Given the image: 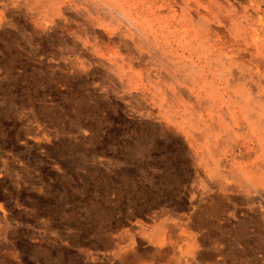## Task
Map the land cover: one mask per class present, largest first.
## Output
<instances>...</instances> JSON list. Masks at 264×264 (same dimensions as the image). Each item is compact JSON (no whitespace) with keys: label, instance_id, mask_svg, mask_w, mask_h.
<instances>
[{"label":"rangeland","instance_id":"1","mask_svg":"<svg viewBox=\"0 0 264 264\" xmlns=\"http://www.w3.org/2000/svg\"><path fill=\"white\" fill-rule=\"evenodd\" d=\"M58 1L45 12L0 0V264H264V190L224 159L241 135L264 142V79L169 61L117 8ZM167 1L126 10L152 5L159 23L182 4ZM243 90L255 123L234 136Z\"/></svg>","mask_w":264,"mask_h":264},{"label":"bare ground","instance_id":"2","mask_svg":"<svg viewBox=\"0 0 264 264\" xmlns=\"http://www.w3.org/2000/svg\"><path fill=\"white\" fill-rule=\"evenodd\" d=\"M26 1L28 4L30 3L34 5L36 9L38 10L43 9L45 10V12L47 11L55 12L56 10H60L62 8V5H59L60 2L58 0H26ZM76 1L79 2L80 0H76ZM84 1L102 6L103 9L105 10L107 9L109 11L110 10L113 11L115 10V8H117L118 9L117 13L126 21L127 23L126 25L129 24L133 27H136V23L137 22L140 23L137 26H141V28L145 32L144 36L141 34L142 39H140L142 40V42H144L143 44L144 45L146 44L148 46L152 45L161 48L165 56L167 52H169L171 54V58H170V54L167 57L169 61L176 60L178 62L190 61L194 63H200V61L203 60V62H208V63L215 62L216 64H222L224 66L223 72L226 73L227 76L232 75L231 66L237 65L239 68L238 74L242 75V77H240L236 73L237 79H244L248 81L250 80V82L255 76L260 80L264 79V71H261L260 68V63L264 62V0H244L245 2L244 4L241 3L239 4L240 7H237L233 3L224 5L215 0H210V2L206 4H202L201 0H196V1L181 0L182 4L179 6L180 10L179 11L174 10L170 19L168 18L169 16L166 15V18H163L162 21H160L159 23L156 22L157 18L155 17L161 12L160 11L157 12L156 8L152 7V5H146L144 7L142 6L143 8L140 9L137 8L135 12L136 15L138 16L132 18L131 12L127 11L129 8L126 10V5L130 6L128 4H131V0H84ZM123 1L126 2V4L123 3ZM192 2H194L193 5ZM18 3L16 4L14 3V4L17 5ZM136 3L137 2H135L134 4ZM195 4L196 6H203L204 9L206 10L202 12L200 8L195 7ZM158 10H160V8ZM122 12L126 14H123ZM114 13L116 14V12ZM193 13L198 14V19L194 18ZM161 17H163L162 14ZM212 20L218 21L219 23L227 24L228 36L221 35L220 33L218 34L216 32L214 33V31L211 29V25L213 22ZM139 33H141V29ZM173 43L176 45V48H173L172 46ZM179 49H181V53L178 52ZM191 64L194 65L193 63ZM262 92H264V90H262ZM244 94L245 91L243 90L242 97H240V101H239V107L244 111L243 112L244 115L246 113L247 116L242 115L240 110L238 111V115H236L234 107L235 108L237 107L235 105H233L232 110H228V113L232 115V121H233L232 127L229 128L233 131L234 136L236 134V132H234V127L239 128L240 125H242L244 118H245V124L249 128V131L252 129V126H254L255 123L254 121L251 120L252 116H250L248 112L250 110L253 113L255 107L251 109L250 95L248 94L246 98L243 97ZM259 107L262 108L260 104L258 108ZM200 113L202 112L200 111ZM249 116L251 117V119L248 118ZM256 116H258V114ZM259 116H261V114H259ZM221 121H222V125L217 134V138L218 140H221L220 143L227 144L231 136L228 133L226 126L228 127L230 125L225 124L223 120ZM257 136H259V133L257 134ZM236 137L237 140H235L234 138L232 142H233V146L236 143L235 145L236 147H238L240 144H238L239 142L237 141L240 139V135L237 134ZM241 139L243 141L241 147L244 148V150L243 151L240 150L238 153H236L235 151H233V148L231 150H229L230 148L229 149L227 148L224 152V156H225L224 159L231 166L229 171L235 172L236 169L239 179L241 181H244L245 185L250 189V193L254 195L262 196L263 195L262 190H264V151L259 154L257 153L258 150L261 149V147H263L264 149V142L256 145L254 137L251 134L248 135V139H247V135L246 138L241 135ZM247 142L253 143V146L251 147L248 146ZM237 159L248 160V162H250L249 163L250 170H246V168H244L243 166L244 162L242 161L236 162Z\"/></svg>","mask_w":264,"mask_h":264}]
</instances>
